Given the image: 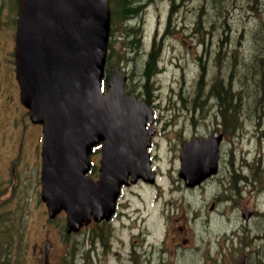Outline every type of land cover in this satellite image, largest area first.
Here are the masks:
<instances>
[{
	"label": "rangeland",
	"instance_id": "rangeland-1",
	"mask_svg": "<svg viewBox=\"0 0 264 264\" xmlns=\"http://www.w3.org/2000/svg\"><path fill=\"white\" fill-rule=\"evenodd\" d=\"M13 1L0 0V53L12 44L5 35L10 37L12 31L14 33L16 12L13 10ZM200 3L202 10L210 9L209 4L220 6H217L218 18H213V14L207 18L202 13L199 36H206L207 44L208 32H213L209 25L219 20L229 35L228 47L238 51V62H249L256 48L252 31L258 19L264 21V0L250 3L248 0H229L228 5L225 0H200ZM197 5L198 0L189 4L190 7ZM256 7L258 9L255 12L253 9ZM194 18L186 12L176 15L174 21L180 27L182 19L193 22ZM149 22H152L150 13L147 26ZM111 29L109 47L118 60L116 62H119L117 65L128 75L126 90L132 86V92L141 98V72L147 54H132L130 61V50L125 47L129 38L125 31L130 30L129 25L114 20ZM199 36L198 39H201ZM187 41L191 43L190 39ZM218 41L211 40L210 47H215L213 44ZM176 45L180 46V50L175 54H160L158 72L147 86L149 98H153L154 117L157 119L155 128L158 132L149 149L156 183L146 185L138 181L124 187L118 200L119 212L111 226H88L65 238L64 213L53 220L48 219L46 207L39 196V180L25 167L20 183L16 185L9 182L7 191L1 193L0 190V264H30V246L36 244L37 249L42 250L46 242L51 245L52 264H132L130 235L140 231L143 232L142 238L132 237L135 245L142 243L145 249L153 250L156 257L162 253V258L168 264H203L202 251L207 245L213 248L211 254L216 263L228 262L232 255L237 258L242 244L249 256V264H256L259 258L264 260V172L258 170L260 167L264 170V116L259 117L264 114L254 108L256 83L249 72L246 73V82H235V91L243 90L241 119L238 128L227 135L219 150L221 174L231 171L230 163L236 164L235 168L245 162L250 166L243 167V174L248 180L239 182L243 189L241 194L232 193V201L239 202V205L231 206L229 201L222 200L223 192L219 182L189 188L178 177L181 143L194 135H207L218 108L213 96L208 95L206 99L202 97L203 103L193 109L197 101L195 95L201 91V85L198 89V78L202 70L200 65L204 63L206 92L218 64H214L215 55L194 54L190 50L185 52L187 48L183 47L181 41L176 42ZM194 46L200 52L203 45ZM7 52L0 57L3 69L9 68ZM223 56L227 63H221V69L229 72L231 54ZM3 73L0 72L2 82H9L8 76ZM10 99H14L13 96L10 95ZM13 121L14 125L21 124L22 118L15 115ZM98 160L99 152L96 151L90 157L92 167L96 168L93 175L97 174ZM254 173L260 174V178L250 182ZM233 178L237 177L231 178L230 172V180L233 181ZM259 186L261 190L254 193ZM225 196H228V192ZM213 202L215 205L212 207ZM242 208L248 212L255 211V216L248 219V214H241Z\"/></svg>",
	"mask_w": 264,
	"mask_h": 264
},
{
	"label": "water",
	"instance_id": "water-1",
	"mask_svg": "<svg viewBox=\"0 0 264 264\" xmlns=\"http://www.w3.org/2000/svg\"><path fill=\"white\" fill-rule=\"evenodd\" d=\"M110 32L109 0H17L15 77L31 122L41 125L40 198L65 230L108 221L123 185L154 183L148 148L152 110L125 95L115 67L101 90ZM222 135L181 144L178 176L188 187L216 172ZM100 146L99 174L87 173ZM242 255L232 264H244Z\"/></svg>",
	"mask_w": 264,
	"mask_h": 264
},
{
	"label": "flooded vegetation",
	"instance_id": "flooded-vegetation-1",
	"mask_svg": "<svg viewBox=\"0 0 264 264\" xmlns=\"http://www.w3.org/2000/svg\"><path fill=\"white\" fill-rule=\"evenodd\" d=\"M129 6L131 7V11L129 12L128 18L124 20L125 24L129 25L130 28V40H132V47L130 50V61H132V54L143 53L149 54L151 51L159 50L164 53L175 54L178 50H180V46L176 45V42L181 41L184 48L190 50L191 53H200L202 54H229L232 50L228 47L230 43L229 35L224 31V27L219 20L213 21L209 27L212 28L213 32H208L209 41L206 44L207 37H200V20L202 17V13H204L207 18H210V15L213 14V18L217 17V6L219 4H209L210 9L202 10L200 0H198V5L189 6L194 0H128ZM233 1V0H232ZM250 2H256V0H248ZM225 4H229V0H225ZM189 12L194 16L193 22H190L187 19V23L185 19H182V25L178 27L177 21H174V17L177 15H183V13ZM148 13H150V17H152V22L147 26V18ZM218 15H220L218 13ZM212 19V18H211ZM189 25V26H188ZM2 34V30L0 29V35ZM4 34V32H3ZM215 34V35H214ZM5 35V34H4ZM186 36L181 38L180 36ZM214 35V37H213ZM199 36L201 39H198ZM9 41H12V36L7 37ZM213 37V38H211ZM187 39H190L191 43H188ZM218 39V43L213 44L215 47H210L212 44L211 40ZM7 40V44H8ZM194 44L196 46H200L201 51H197ZM209 45V46H208ZM8 46V45H7ZM11 48H10V47ZM7 50H4L3 53H0V57H2L6 51L8 57V69H3L0 66V72H4L6 76H8L9 82H2V75L0 74V190L1 193L7 191V185L9 182H14L16 185L20 183L21 177L24 172V168L27 167L32 171L33 175L39 180L40 176V165H41V128L38 124H34L29 119V113L25 109V107L21 104L19 100V87L15 79L14 73V58H13V41L10 43ZM132 64V62H131ZM3 73V74H4ZM132 75V72H131ZM5 77V75H4ZM128 93H132L131 89L128 90ZM10 95L13 96L14 99H10ZM146 102L149 106L152 107L153 111H155V107L153 105V98L146 97ZM17 115L19 118H22L21 124H15L13 118ZM155 123L157 119L155 118ZM213 125L208 133L222 134L223 140L226 139L227 136V123L228 121L223 117L219 116L218 119L213 117ZM158 130L156 129V134ZM95 152V151H94ZM232 166V167H231ZM236 164H231V178L233 176L237 177L239 181L246 180V176L243 174V167H250L248 163L239 165L238 168H235ZM260 169V168H259ZM233 170V172H232ZM95 171V167H92V172ZM91 172V171H90ZM230 172L228 174H221V168L219 167L216 170V173L203 182L195 185L193 188L204 187L208 185L210 182H219V186L221 187V191L223 192L224 201H229L232 205L238 204L237 201H232V189H234L236 195L243 190L238 184L233 186V181L230 180ZM219 178V179H218ZM36 180V179H35ZM148 185V184H146ZM260 190L259 186L256 188ZM228 196L224 195L227 194ZM221 193H218L220 195ZM220 200L219 197H217ZM212 207L215 205L213 202ZM244 208L241 209V212ZM251 217L255 216V211H250ZM242 214V213H241ZM248 216L250 219L251 217ZM88 226H111V223H99V224H90ZM143 232L133 233L130 235V243L132 246V264H168L166 260L162 258V253L156 257L153 250L145 249L143 244L135 245V240L132 239L133 236H138L142 238ZM50 247V243L46 242L43 245L42 250L37 249L36 244H32L30 246L29 257L30 264H52L50 258V249L48 252V260L47 263H44V247ZM220 244H218V247ZM138 247V248H136ZM223 247V246H221ZM212 247L207 245L202 251L203 264H231L236 261V259L244 254L245 255V264H249V256L245 252V247L242 246L239 248V255L237 258L235 256L230 257V261L219 263L212 257L211 251ZM199 251L200 249H196ZM194 251V252H197ZM19 252V250L17 251ZM176 253V251H175ZM201 257V256H200ZM25 261L26 258L24 257Z\"/></svg>",
	"mask_w": 264,
	"mask_h": 264
},
{
	"label": "trees",
	"instance_id": "trees-1",
	"mask_svg": "<svg viewBox=\"0 0 264 264\" xmlns=\"http://www.w3.org/2000/svg\"><path fill=\"white\" fill-rule=\"evenodd\" d=\"M110 3V16H111V25L116 20V23H124V20L128 18L129 12L131 11V7L129 6L128 0H109ZM16 0L13 1V8H15ZM255 12L257 11V7L253 9ZM200 24V23H199ZM264 21L259 20L256 23L255 29L252 31V37L254 42L256 43V48L252 53V57L249 62L239 63L236 58V53H238L237 49H233L230 60V71L223 72L221 69V63H227L225 56L221 53L217 54H206V55H215L214 56V64H218L215 70V74L211 79V84L206 89V83L204 82L203 76V66L204 63H201V73L198 78V89L201 85V91L196 93L195 97H197V101L194 103V99H192L193 109L196 108V105L203 103V99H206L207 96H213V99L218 104L217 113L224 119L228 120L227 123V134H232L234 132L235 125L238 126V117L241 114V92L235 91L234 84L235 82H246L247 76L246 73L249 72L251 78L254 79L257 87V97L254 101V108H257L260 114H264V106L260 107L264 104ZM113 31V29H111ZM130 34V30L125 31V35ZM125 47L130 49L132 47V40L130 37L126 42ZM161 52L157 49L151 51L147 54L146 59L143 63L141 78L143 79L142 89L145 97H149L147 86L151 82V78L158 72V61ZM227 55V54H225ZM118 64L119 62L116 58H114L111 48L108 43V57L106 60V71L108 73L110 68V63ZM242 72V73H241ZM106 74V73H105ZM241 75V76H240ZM250 78V79H251ZM254 94V95H255ZM203 97V99H201ZM263 103V104H262ZM199 108V107H197ZM264 116L260 115L259 117ZM232 130V131H231ZM262 175V174H261ZM259 174H252L250 179L251 181L259 180ZM248 180V179H246ZM238 179L233 178V186L237 183ZM4 264V263H2ZM256 264H264V260L256 261Z\"/></svg>",
	"mask_w": 264,
	"mask_h": 264
}]
</instances>
